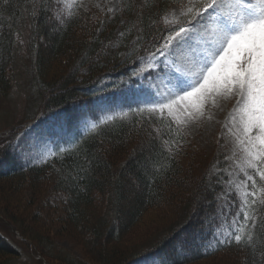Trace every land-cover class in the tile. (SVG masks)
<instances>
[{"label": "rangeland", "instance_id": "rangeland-1", "mask_svg": "<svg viewBox=\"0 0 264 264\" xmlns=\"http://www.w3.org/2000/svg\"><path fill=\"white\" fill-rule=\"evenodd\" d=\"M53 1L51 19L47 22L45 34L38 41L42 48L50 44L51 36L58 27L57 20H60L62 15H67L74 4L81 8L79 12L90 13L93 20L100 19L101 22L112 20L115 26L114 36L117 38L120 35V23L123 18L116 20V15H122L124 0ZM131 2L134 3L136 11L150 2L157 4L158 0H131ZM204 3L205 0H181V2L171 3L157 23L162 22L166 28H170L177 19L173 15L174 11L178 12L181 8L186 10L189 6L202 8ZM110 8L113 9L112 12L108 11ZM234 10L232 0H220L218 12L227 17ZM181 19L190 18L182 17ZM165 20L169 23L166 24ZM215 29L216 24L211 19V15L204 16L201 22L195 23L188 36L173 40L164 55L157 53L156 59L152 61L153 67H148L147 56L141 60L134 71L136 73L134 77L138 81L124 87L121 95L113 96V93L119 92L115 89L116 84L111 83L108 77H102L90 89L92 95L87 99L93 96V100L74 99L72 103L53 110L44 117L36 116L22 125L17 134L11 135L5 147L9 146L13 158L18 160L20 166H38L48 161L57 152L70 147L76 135L92 129L93 124L100 125L102 121L109 120L107 119L109 116L127 114L130 108H135L132 109L133 111H139L150 104L166 102L164 98L169 97V94H182L178 90L188 80L186 73L193 69L194 63L205 53L207 49L205 41L212 37ZM170 32L165 36L173 35V31ZM114 42L115 40L109 43L110 47H115ZM162 44L164 42L159 41L150 52H155ZM21 53L22 66L17 67L18 69L13 72L10 70L12 76L10 88L0 94V128L13 126L29 116L36 93L41 90V87L43 89L41 85L43 81L56 83L55 92H58L60 86L58 87V83L54 81L62 75L65 77L74 72V67H70L55 76L59 64L54 62L49 68V72L54 71V74L50 72L47 77L41 75L38 78L36 76L32 78V73L28 69L30 61L27 51L23 50ZM80 71H77L76 75ZM61 80H63L62 77ZM82 89L87 91L89 86L86 85ZM103 95L108 100H104ZM234 104V97L228 100L218 99L215 103L209 102L202 115H198L196 119L182 117V122L179 124L169 115L168 110H165L163 114L159 110L155 112L156 119H160L161 115L166 116L177 124L182 133V139L166 137L161 139L163 146L175 155L181 167V172L178 174L180 178L175 182L176 184L172 185L169 192H166L165 202L152 205L142 213L140 220L124 227L122 225L126 223V213L132 206V197L141 190L140 184H134L133 181L131 184L126 183L123 187L126 197L121 201L122 214L117 222L118 226L124 227L123 232L119 235L121 227H115L113 233L117 238H101V244L104 247L121 252L122 258L130 256L147 245L155 243L172 224L185 221L190 215L189 211L193 209L192 212L196 213L197 218L205 219L200 216L201 213L209 214L213 218L214 231L209 240L212 244L215 243L214 236L218 228L231 227L232 220L243 200L242 193L246 190L243 186L237 187L246 180V177L239 167L243 153L232 135V132L236 131V125L230 116ZM147 114L151 115L149 111ZM149 115L139 119L135 128L145 127L150 130V134L134 132L127 144L129 152L127 156H132L134 148L148 146L150 138L160 136L158 124L154 122V117ZM236 116L238 123L239 114L237 113ZM6 135L7 132L4 129L0 132V139ZM121 157L123 159L126 157L124 152ZM248 171L249 174L252 173V170ZM126 173L129 178L133 175L128 170ZM34 174L29 171L15 177L0 178V210L14 219L15 223L23 229L26 237L31 239L24 238L14 226L9 225L8 220L0 215L1 233L15 247L14 255L0 260V264H76L75 262L78 261L81 264L101 263L100 257L94 251L99 245L93 244L92 236L85 232L79 235L78 228L73 229L66 222L67 196L57 185L53 174L49 172L38 176ZM256 179L257 187L264 188V182H261L258 177ZM179 183L182 186H178ZM107 190L106 194H94L91 211L99 209L104 216V213L114 208L112 204L114 199L110 197L111 190ZM207 190H209L208 193ZM247 190L250 191V187ZM212 208L214 212L211 211ZM255 214L258 219L264 220V205H257ZM97 216L102 215L98 213ZM193 218L195 216L191 219ZM104 219L105 226L108 228L110 219L108 222L106 218ZM240 219L242 222V215ZM207 222L208 220L204 224L205 227L208 225ZM34 241L48 258L38 252ZM257 255L260 257L261 264H264V248L259 250ZM149 260L155 262L152 258H143L135 264H149ZM187 264H245V260L243 251L226 249Z\"/></svg>", "mask_w": 264, "mask_h": 264}, {"label": "trees", "instance_id": "trees-1", "mask_svg": "<svg viewBox=\"0 0 264 264\" xmlns=\"http://www.w3.org/2000/svg\"><path fill=\"white\" fill-rule=\"evenodd\" d=\"M174 2L181 0H158L157 4L150 2L135 11V5L131 0H124L122 15H116V20L123 18L119 33H123V36L119 35L117 38L114 36L115 26L112 20L107 22H101L100 19L93 20L90 13L79 12L81 8L74 4L67 15L64 14L60 20H57L58 27L51 36L50 44L42 48L38 41L46 32L54 1L0 0V94L10 88L12 80L10 70L13 72L18 69L17 67L22 66L23 50L27 51L29 56L28 69L32 73V78L41 75L47 77L50 72L51 74L56 72L55 76H57L64 69L74 67V72L65 77L61 76L63 80L59 77L54 81L58 83V87L60 86L58 92H55L56 83L43 81L41 84L43 89L41 87L36 93L29 116L13 126L0 128V131L5 129L8 132V135L0 140V178L15 177L29 171L37 176L44 172L53 174L57 185L67 196L66 222L72 226L71 228H78L79 235L85 232L92 236L93 244L99 245L94 251L100 257L99 261L102 264H135L143 258L155 260V262L149 260V264H187L226 249L243 251L245 264H261L257 253L264 248L263 218L258 219L259 226L254 229L255 249L246 245L237 246L235 243L231 246L218 245L209 241L214 231L213 218L205 213L200 215L205 219L197 218L196 213L192 212L194 209L189 211L190 215L188 214L185 221L172 224L155 243L130 256L122 258L121 252L113 248L107 249L101 244V238H117L113 229L121 227L117 222L122 214L121 201L126 197L123 192L126 183L131 184L133 181L134 184H140L141 190L132 197V206L126 213V223L122 225L124 227L140 220L142 213L152 205L165 202L166 192H169L172 185L180 178L178 174L181 172V167L175 155L163 146L161 139L162 137L182 139V133L177 124L166 116L161 115L160 119H156L155 113L149 115L146 110L143 112L132 110L125 115L113 117L79 136L78 142L73 147L38 166H20L18 160L13 158L9 146L5 147L11 139L10 136L26 120L33 119L38 113L44 115L58 110L72 103L74 99L80 101L87 99L92 95L90 91L92 85L102 77H108L111 83L116 84V88H123L132 79L134 67L139 64L141 58L156 43L162 41L167 32H170L165 30L166 27L162 22H157L161 20L168 6ZM138 36L141 37L139 40H137ZM113 40L115 47H110L109 43ZM54 62L59 64L58 71L49 72L50 65ZM77 71H80L78 75H76ZM86 85L89 89L82 91V87ZM93 99L92 96L87 100ZM147 115L154 117V122L160 128V136L150 138L148 146L134 148L132 156H127L129 153L127 144L134 132L150 134V130L145 127L135 128L138 120ZM123 152L126 155L124 159L121 157ZM126 170L133 174L131 178L126 175ZM178 186L182 184L179 183ZM107 189L111 190L110 197L114 199L112 203L114 208L103 216L99 209L95 211L90 209L94 194H106ZM98 213L102 216L98 217ZM0 215L24 238L31 240L26 237L23 229L14 219L1 210ZM193 216L195 218L191 219ZM104 218L106 222L110 219L108 228L105 226ZM206 220L208 225L205 227ZM124 227L120 228L119 235ZM34 245L42 256L47 257L35 241ZM14 249V245L1 233L0 228V260L14 255ZM75 263L81 264L79 261Z\"/></svg>", "mask_w": 264, "mask_h": 264}, {"label": "snow or ice", "instance_id": "snow-or-ice-1", "mask_svg": "<svg viewBox=\"0 0 264 264\" xmlns=\"http://www.w3.org/2000/svg\"><path fill=\"white\" fill-rule=\"evenodd\" d=\"M232 4L235 10L227 17L217 11L220 0H205L202 8L189 6L186 10L181 8L173 12L177 19L165 29L173 31V35L166 37L164 44L155 52L147 53L149 68L154 66L152 61L157 53L164 55L173 40L188 36L195 23L201 22L204 16L211 15L216 29L212 37L205 41L207 49L201 59L186 73L188 80L178 90L182 94H169L164 98L166 102L150 104L147 110L149 113L159 110L161 114L168 110L179 124L182 117L196 119L202 115L209 102L235 98L230 116L236 131L232 132L231 128L229 131L243 153L239 167L246 180L237 187L243 186L246 190L242 193L243 200L231 227L218 228L214 241L218 245L231 246L235 243L255 249L254 229L259 226L255 213L257 205H264V188L257 187L256 179L258 177L264 182V0H232ZM182 17L190 19L182 20ZM165 23L169 22L165 20ZM120 35L123 36V33ZM140 38L138 36L137 40ZM92 128L95 129L96 125L93 124ZM249 187L250 191L247 190Z\"/></svg>", "mask_w": 264, "mask_h": 264}]
</instances>
